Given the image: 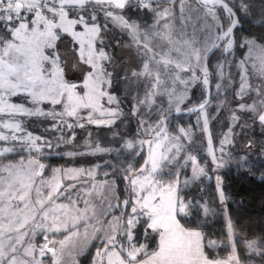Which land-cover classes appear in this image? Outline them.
Here are the masks:
<instances>
[{"label": "snow or ice", "instance_id": "6c2138e0", "mask_svg": "<svg viewBox=\"0 0 264 264\" xmlns=\"http://www.w3.org/2000/svg\"><path fill=\"white\" fill-rule=\"evenodd\" d=\"M199 3L204 9L201 29L205 33L203 40L197 37L195 30L188 36L186 21L190 17L184 15L183 0L179 28L168 19L173 15L172 10L161 9L158 2L153 7V0H0V117H7L0 118V129L10 133L0 131V141H20L21 146L36 152L44 144L51 146L49 141L40 143L42 137L27 132L16 119L17 116L49 117L54 121L53 128L66 125L72 129L76 126L84 127L80 121L85 118L82 113L86 111L87 123H114L122 110L118 98L105 91V85L111 87L112 84V72L108 71L107 65L112 64L113 57L104 50L102 36V32L108 31L109 20L121 30L127 31L137 46L138 54L143 55L141 67L132 71L130 82H143L144 96L133 97L135 103L132 114L138 116L139 127L144 129L145 136L151 133L156 137L155 142L146 139L123 142L122 148L129 151L133 160L141 155L143 146L147 144V157L139 169L134 163L121 169L123 179L127 181L123 199L117 192L115 181L100 184L97 195L109 201L108 210L100 214L87 199L84 200L83 209L75 207L79 200L73 201L70 195L67 196L68 204H56L60 196L76 185L65 186L55 176L50 181H41L48 191L45 193L36 187V197L33 199L35 177L40 176L45 168L38 159H29L27 166L23 158L18 163L2 165L0 171L7 173V176H0V264H67L64 259L65 250L69 245L77 247L74 238L81 236V228L84 242L76 255L82 254L91 240L101 241L92 264H97V259L99 264H105V259L106 264H241L231 221H226L227 244L208 239L200 230L202 222L196 217L202 213L207 218L215 210L207 203L182 194L184 188L207 175L195 156L189 154L184 158L183 165L180 163V153L185 151L182 140L191 138V130L180 128L182 135L172 137L166 132V121L173 111L181 113L182 105L190 100L192 86L200 83L207 91L213 73L224 80V66L228 63L226 54H230L236 44L234 29L239 21L229 4L225 0H199ZM133 5L152 11L157 23L165 20V31L154 35L167 42V50L154 51L150 46L149 34L145 33L141 39L139 26L125 18L123 10ZM218 7L227 13L226 28L219 22ZM100 12H103L105 18L103 24L98 20ZM66 37L71 38L70 46L65 45L62 49L60 45ZM239 46L247 48V55L238 64L241 70L240 83L235 95L243 101L246 95L255 92L256 98L251 103H239L232 112L231 120L235 125L241 120L237 112L248 113L253 122L258 120L264 128V41L258 42L254 37L245 38ZM215 51H219L224 59L212 65L211 58ZM249 60L260 78L258 86L249 80ZM72 69L82 74L81 84L65 78L66 70ZM125 79L129 78L125 76ZM221 87V83L216 84L218 91ZM21 94L33 107L10 102L11 97ZM105 96L108 104L115 102L116 108H103L100 101ZM157 98H160L159 103ZM44 103L52 107L46 111L39 106ZM208 103L209 100L203 98L198 105L187 107L186 110L197 113L198 124L200 117H203L202 131L208 133V152L215 163L217 157L213 152L209 132ZM57 106H60L59 111ZM144 108L147 112H142ZM154 112L157 117L155 121L152 120ZM96 113L107 115L108 118L97 119ZM165 141L168 142L167 146ZM220 143V151L223 152V146L231 143L230 136L226 135ZM13 151L14 146L2 147L0 156ZM113 151L120 153L121 148L101 147L97 144L91 153L79 155ZM67 155L74 156L77 153L70 152ZM188 161H191V175L185 177L182 186L179 171H164L169 165L174 169L185 167ZM99 167L96 164L93 169L75 168L65 172L73 173L68 179L78 180L84 174L94 176V169ZM53 171L58 173L61 170ZM96 187L92 185L93 189ZM217 189L223 204L226 196L220 190L219 177ZM106 193L112 194L115 204ZM13 201L18 203L13 205ZM57 209L61 211L57 213ZM117 209L119 215L115 214ZM109 215L111 220L106 219ZM182 220L185 222L182 223ZM138 228H142L145 241L150 239L154 247L149 249V243L137 241ZM38 229L43 230L42 244L34 242ZM97 233L102 235L98 236ZM244 244L248 254L259 256L260 264H264V239L245 238ZM229 246L231 252L226 259L213 258L207 251ZM67 255L72 257L73 253L68 251ZM45 257L48 259L45 260ZM73 264H78V261L73 259Z\"/></svg>", "mask_w": 264, "mask_h": 264}, {"label": "trees", "instance_id": "16d2710c", "mask_svg": "<svg viewBox=\"0 0 264 264\" xmlns=\"http://www.w3.org/2000/svg\"><path fill=\"white\" fill-rule=\"evenodd\" d=\"M225 1L229 4V6L232 7L239 18V26H237L234 30V36L236 39L235 48L230 54L226 55L227 61L230 60L229 63L231 67L229 68V75L233 81L231 86L229 85V87L219 95V92H216L214 89V85L217 83V81H219V78L215 73H213L210 76V101H219L218 97L221 98L224 96V103L234 106L237 103L235 98L232 100L233 103L229 100L230 97H233V91L237 85L238 71L234 65L244 51V47H240L239 42L244 36L252 38L254 37L258 42L264 41V0ZM179 5H181L179 2L171 4V6L174 7ZM153 6H157V4H154ZM217 9L222 11V18L226 20H224L226 26L228 16L223 12L221 7ZM144 11L140 10L139 6L133 5L124 9L122 14L125 16V18L130 20H132V18L149 19L148 14ZM102 19L103 15L102 12H100L98 13V20L100 23H102ZM105 36L104 50H107V52H109L113 57L112 64L115 65L119 61L122 62L123 57L117 56L116 52L117 50L122 49V43L127 39V36H125L124 33L121 35V32L116 29H111V31L107 32ZM68 40L70 41L71 38ZM223 59L224 57L221 56V53L219 51H215L211 58V64L214 65L218 60L222 61ZM107 68L109 72H112V84L109 88L111 93H114L115 97H117L120 102L119 108L122 110L121 114L111 126H101L96 128L86 124L82 128L74 127L72 131L74 132L75 136L71 144L76 147V143L80 141L85 135L89 134L94 140L96 137L99 139L101 137V139L104 141L103 143H105V145L111 146V148H121L120 153L115 151L109 153L108 161L110 163H102L100 165V167L97 169L96 179H114L117 192L121 199H123L125 196L124 188L127 183L123 179L121 169L126 168L129 163H134L135 167L138 168L144 160L145 150L141 152L140 156H136L133 160L129 151H125L120 146L123 137L135 134L133 127H131L132 124H134L131 120L132 118L130 113L131 98L128 97L130 96V92H126L125 96L122 95V89L119 84V77L122 71H114L110 65H107ZM249 80L253 85L258 86L260 83V78L257 76H250ZM223 83H225V81L221 82V84ZM253 93L254 92H250L248 98H252ZM203 98H205V90L203 89L202 84L197 83L191 91L190 100L186 101V104L182 105V108L198 105L200 102H202ZM10 101L15 103H24L26 107L33 106L29 100L24 98L23 94L11 97ZM42 106L44 107L43 109L46 108L47 110L52 107L47 103L42 104ZM113 106L116 107L115 105ZM59 108L60 106H57V109ZM195 114L196 112L180 116H171L167 122L166 132L176 136L180 135L177 129L178 124L183 122L185 118L190 119ZM241 114V120L235 124L236 133L233 136V147L235 148V152L233 155L239 158L244 156L245 159L242 165H232L228 168L217 169L220 178V189L226 196L223 204L218 200L214 193L213 182H206V176L201 177L199 181H196L187 188H184L182 194L187 198H195L196 200L200 201L204 200V196L209 197L208 203L211 204V206H213L215 209L212 217L205 218L202 213L200 216L196 217L198 221L202 222V227L200 230L206 234L208 239L215 240L217 242L223 241L225 244H227L226 221L230 220L233 226L234 239L237 242V251L240 256L241 264H260L259 256L248 254L244 240L245 238L248 240L264 239V156L262 155V150L264 151V128L260 126L258 120L253 122L251 118L249 120L245 118L246 114L248 115V113ZM219 117L223 119V114H221ZM50 119H45V117L42 116H21L17 120H21L22 127H24L26 131L42 137V143L45 140L52 138L53 143L56 145L59 143L58 141L60 138L66 139L67 134L63 128L60 130L59 127L53 129V131L48 130L46 127L52 122ZM245 124L246 126L242 127V125ZM58 130L60 131V134ZM81 131H84V133H81ZM17 135H23V133H17ZM182 142L184 147H187V153L196 157L197 163L204 167L207 174H212L214 170L213 164L204 151L188 145L184 139ZM243 142H246L244 146L242 145ZM60 143H62V141ZM0 144H7V142L0 141ZM8 144H10L11 147L14 146V151L11 153H6L4 156H0V166L4 163L17 161L27 156L25 147L21 146V142L9 141ZM58 147H60V145ZM180 157V163L183 165L184 158L186 157L185 151L180 153ZM96 159L100 160L102 158H98L96 156H48L42 158V163L45 165L44 173H46L47 169L50 167L93 165ZM248 162L252 164L250 165ZM110 165H116V167L113 168ZM189 167L190 161H188V164L185 167L174 169L172 165H169V167L165 168L164 171H179V177H187L189 174ZM105 173H108V175H105ZM71 184H75L76 187L74 189H69V191L65 195L60 196L59 199L68 202L69 200L67 199V196L70 195L71 198L79 200L78 204L81 205L83 199L85 198L86 191L91 186V180L84 179L78 182H72ZM128 211H130V209H128ZM115 214L119 215L118 209L115 210ZM110 216L111 215L107 216L106 219H109ZM181 222L184 223L185 221L182 220ZM97 235L100 236L101 233ZM136 239L139 243H149V249L154 247L150 239L145 241L142 228L137 229ZM100 246V240H91L86 250L77 256L78 264H92L96 249ZM207 251L213 258L226 259L230 255L231 248L230 246L227 248L219 247L215 249H207ZM47 259L48 257L45 258V260Z\"/></svg>", "mask_w": 264, "mask_h": 264}, {"label": "rangeland", "instance_id": "374dc122", "mask_svg": "<svg viewBox=\"0 0 264 264\" xmlns=\"http://www.w3.org/2000/svg\"><path fill=\"white\" fill-rule=\"evenodd\" d=\"M183 5H184V15H185V17H190V19H188L186 21V25H187L186 26V32H187L188 36L190 37L193 34V31L195 30L196 34H197V37L199 39L203 40L204 36H205V33L203 31H201V29L203 27V23H204V20H203L204 9H203V7L199 4L198 0H185V2H183ZM153 7H156V6H153ZM160 8L161 9L170 8L172 10L173 15L170 16L168 19H169V21H172L173 23H175L177 28H179L180 25H181V21H180L181 5L174 7V6H171V5H164L163 4V5H160ZM140 10H142V11L145 10L144 12H146L148 14L149 19H147V18H144V19L143 18L142 19H140V18H132V20H130L128 18H126V19H128L129 21L135 22L139 26V32H140L141 39L143 38L145 33L149 34V36L151 37L150 46L153 47L154 51L163 52V51L167 50V48H168L167 42L164 41V40H161L158 35H154L156 33H163L165 31V29L163 27V25L165 23V20H160L159 23H157L155 14L152 11H149L148 9H143V8H140ZM102 15H103V12H102ZM217 15L219 17L220 24L223 25L224 28H226L228 26V21H227V24L225 26L224 22L226 20L222 18V15H223L222 11L217 9ZM198 17H199V19H198ZM104 19L105 18H104V15H103V19H102V23L101 24L104 23ZM209 22H211L210 18H209ZM111 29L112 30L116 29L119 32H121V35L124 33L125 36H127L126 37L127 39L122 43V49L117 50V52H116L117 56L123 57L122 62L119 61L115 65H113V64L110 65L113 68L114 71H117V72H119V70L122 71L121 74H120V77H119L120 78L119 84H120V87L122 89V95L125 96L126 92H130V96H128V97L131 98V100H130L131 101L130 113H131V118H132L131 120L134 123V124H132L131 127H133V131L135 132V134L123 137V139L121 140V143H120V146L122 147L123 142L126 141V140L134 139L135 141L138 142L141 139H146L147 137H150L152 134L150 133V134L145 136L143 134L144 133V129L139 127L138 116L132 114L133 104L135 103L133 97L138 96L140 98H143V96H144V88H143V82H141L139 84H134V83L130 82L131 81V73H132V71L140 69V67H141V59L143 58V55H142V53L138 54L137 46L132 41V37L127 33V31L121 30L118 26L114 25L111 22V20H109V22H108V31L107 32H110ZM78 30H81V29H78ZM217 31H219V29H217ZM107 32H102V36L104 37V43H105V37H106L105 34ZM245 38H252V37H246V36L242 37L240 39L239 45L241 43H243V40ZM65 45H67L66 40H64V43L61 44L60 46L63 49L65 47ZM127 45H131V46L127 47ZM105 51L107 52V50H105ZM149 55H151V53H149ZM246 55H247V48L244 47V51H243L241 57L238 58V61L234 65L237 68V71H238L237 85L234 88L233 97H230L229 100L232 101L233 98H235L237 103L234 106L228 105L227 103H224L225 97L222 96L221 98L218 97L219 101L213 100V101H210L208 103V105H207V113L209 115V132L211 133L213 152H214L215 156L217 157V161L214 163L213 160H212V155L208 152V133H205V132L202 131V126H203V117L202 116L200 117L199 124L197 123V113H196L190 119L189 118H185L184 121L179 123L178 127H177L178 132H179L180 128H184L186 130H188V129L191 130V138L190 139L184 138L185 142L188 145H190V146H192L194 148H198V149L204 151V153L207 155V157L209 158V160L213 164L214 170H213L212 174H207L206 175V182H213V184H214V193L217 196L219 201H220V199H219V191L217 189V177H219V175H218V170L217 169L218 168H228L229 166H232V165H242L244 163V159H245L244 156L239 158V157H235L233 155L234 152H235V148L233 147L234 146L233 145V136L236 133L235 132L236 127H235V125H233V122L231 120V116H232L233 110L237 109V106H238L239 103H241V102L251 103L252 100L256 98L255 92L253 93L252 98L251 97L248 98V96H249V94H248V95H246L244 97L243 101H241L240 98L235 95V93L239 90V83H240V72H241V70L238 67V64H239L240 60L244 59V57ZM229 61H228V63H225V66H224V77L225 78H224L223 81H225V83L222 84L221 89L218 91L216 89V84L222 82V80H220V78L218 77L219 81H217V83H215V85H214V89L216 90V92H219V95L222 94L229 87V85L231 86L232 81H233L230 78V75H229V68L231 67ZM251 65H252V61L249 60L248 64H247V67L249 69V77L250 76L259 77L256 74L255 70L252 68ZM182 75H185V74L182 73ZM125 76H127L129 79L126 80ZM65 78L68 81L74 82V83H77V84H81L82 80H83L82 74L78 70H75V69L66 70ZM229 78H230V82H229ZM194 86L191 87L190 92H189V96H190L191 91L194 88ZM105 91L108 92L109 94L115 96L114 93L113 94L111 93L110 88L107 85H105ZM157 102L158 103L160 102V98H157ZM100 103L103 105V108H105V109H108V108H113L114 109V108H116V107L113 106V105L116 106L115 102L112 103V104H108L107 103V96L103 97L101 99ZM232 103H233V101H232ZM223 104H226V105H223ZM39 106L41 108H44L42 106V104L39 105ZM164 106L165 107L167 106L166 98H164ZM27 107H33V106H27ZM154 108H155V106H154ZM45 110L47 111L46 108H45ZM59 110H60V108L57 109V111H59ZM142 112H147V109L146 108L142 109ZM221 114H223V119H221L219 117V116H221ZM237 114L240 115V116L242 115L239 112H237ZM82 115H84L85 118L83 120H81L80 122L82 124H84V126L86 124H89L90 126L98 128V127H101V126H111L113 124V123L111 125L95 124V123H91L90 124V123H87V112L86 111L83 112ZM95 117L97 119H101V120L108 118L107 115L100 116L99 113H96ZM2 118L6 119L7 117H2ZM118 118H115L114 121H116ZM156 118L157 117H156L155 112H154L153 115H152V120L155 121ZM245 118H247L249 120L250 119V114H248V115L246 114ZM45 119L49 120L50 118L49 117L48 118L45 117ZM50 120H52V119H50ZM18 121L21 122V120H18ZM46 128L48 130H50V131H53V129H55V128H53V120H52V122L50 124L47 125ZM59 128H60V130H62L61 128L64 129L65 133L67 134L66 139L60 138L61 140L59 139V141H58L59 143H57L56 145L53 143V139L52 138L51 139H47L45 141H49L51 146H48V144H44V146L40 149L39 152L30 151V150H28L25 147V152H26L27 156H25L23 159H28V158L38 159L40 161V163H42V158L43 157H48V156L71 157V156L67 155V153L72 152V153H77V155H74V156H96L98 158H102L103 160L102 159H100V160L96 159L93 165H87V166H85V165H77V166L70 165V166H61V167L58 166V167H50V168H48L46 173L43 172V174L41 176L35 177V184L33 185V192H32V195H34V199L36 197V192H35V188L36 187H40L41 190L43 192H45V193L48 191L47 186L41 184L42 180L43 181H50L55 176L59 181H61L59 172L58 173L54 172L53 171L54 169H60L61 171L63 170V168L93 169L94 165H96V164L101 165L102 163L105 164V161H108V159H109L108 158L109 153H98L96 155H90V154L79 155V153H91L94 150V148H95V146L97 144L100 145L101 147H110L111 148V146L105 145V143H103L104 141L101 139V137H100V139L98 137H96L95 140H94V139H92L93 137L91 138L90 135L87 134L80 141H78L76 143L77 146L75 147V146H73V144H71L73 142V138L75 136L74 132L72 131L74 129V127L72 129H69V128H67L66 125H64V126L59 127ZM76 128H82V127L76 126ZM230 128H231V133H229V129ZM0 131H5L7 134H10V133L7 132L8 130H5V129H0ZM27 132H29V131H27ZM81 133H84V131H81ZM59 134H60V131H59ZM179 134L182 135L180 132H179ZM33 135H35V134H33ZM168 135L170 137L176 136V135H173V134H170V133H168ZM226 135L230 136L231 143H226L223 146V152H221L220 151V148H221V143L220 142H221V140H224ZM35 136H37V135H35ZM162 138H163V134L161 135V139ZM61 141H62V143H60ZM153 141L155 142L156 138ZM167 143L168 142L165 141V145L166 146H167ZM245 143L246 142H243L242 145L244 146ZM59 145H60V147H58ZM2 147H11V146L7 142V144H0V148H2ZM184 148H185L186 156L189 155V153H187V151H186L187 147H184ZM138 150H139V146H138ZM163 150L164 149H161V151H163ZM125 151H128V150H125ZM262 155L264 156V151L263 150H262ZM17 161H19V160H17ZM13 162H16V161H13ZM7 163H9V162H7ZM4 164H6V163H4ZM4 164H2V165H4ZM218 164L222 165V166L218 167L217 166ZM248 164L251 165L252 163L248 162ZM97 169L98 168L94 169V176H92V177H88L87 176V177H83V178L81 177L78 180H74L73 183L81 181V180H84V179H89V180H91V185H92L93 180L96 179ZM44 170H45V168H44ZM190 175H191V161H190V167H189L188 176H190ZM179 179H180L181 186H182L185 177L184 176H180ZM63 185L67 186V185H69V183H64ZM88 190L86 191V193L88 192ZM86 193H85V196H86ZM71 199L76 201V199H74V198H71ZM208 199H209L208 196H204V200L201 201V202L207 203L210 208L214 209V207L211 206V204L208 203ZM83 201H84V199H83ZM115 202L116 201H114L113 204H115ZM66 203L67 202H65V201H63L61 199H57L56 200V204H66ZM77 206H80V205L77 203ZM53 207H55V206H53ZM56 211H57V213H59L61 210L57 209ZM212 214L213 213H210L207 218H211ZM111 219H112V217L110 216L109 219H107V220H111ZM42 231L43 230H41V229L37 230V234H36L35 239H34V242L37 243V244L44 243L43 235L41 234ZM49 235H50V238H51V234H49ZM38 237H39V239H38ZM45 258H47V257H45ZM76 261H77V257H76ZM97 264H99V259H97ZM105 264H106V259H105Z\"/></svg>", "mask_w": 264, "mask_h": 264}, {"label": "crops", "instance_id": "0c3cea01", "mask_svg": "<svg viewBox=\"0 0 264 264\" xmlns=\"http://www.w3.org/2000/svg\"><path fill=\"white\" fill-rule=\"evenodd\" d=\"M70 37H66L65 38V40H66V42H67V45H69V39ZM70 46V45H69ZM10 102H12V101H10ZM12 103H15V102H12ZM19 117H21V116H17L16 117V119H18ZM0 118H2V117H0ZM8 132V131H7ZM29 159H32V158H28V159H23V161H24V165L25 166H27V164H28V160ZM20 161V160H19ZM19 161H16V162H12V163H18ZM6 164H8V163H6ZM2 167V166H1ZM67 169H75V168H63V170L62 171H60L59 172V174H60V182L62 183V184H64V183H69V184H71L74 180H70V179H68L67 177L68 176H70V175H73V173H66L65 172V170H67ZM87 170V169H86ZM1 173H0V176H7V173H5V172H2V171H0ZM88 175L87 174H84V175H82L81 177L83 178V177H87ZM80 177V178H81ZM88 177H90V176H88ZM104 181H108V182H113L114 181V179H112V178H104V179H94L93 180V182H92V185L93 184H95L97 187H96V189H93L92 188V185H91V187L89 188V190H88V192L86 193V196H85V198H84V200L85 199H87V200H89L90 201V203L91 204H93V205H95L96 206V210H97V213L98 214H100V213H102L103 211H106V210H108V208H107V205H108V200H105L102 196H98L97 195V191L99 190V186H100V184L102 183V182H104ZM89 192H91V195H88V193ZM106 195H108V197H109V199L111 200V202L112 203H114V199H112V194L111 193H106ZM32 197H33V199H34V195H32ZM74 201V200H73ZM13 203V205H15L16 203H18L17 201H13L12 202ZM69 202H67L66 204H68ZM75 207H78V208H80V209H83L84 207H85V204H84V201H83V203L80 205V206H77V204L75 205ZM61 219H63V216H61ZM30 227V226H29ZM81 236L79 237V238H74L75 240H76V242H77V247L76 248H72V246L71 245H69V248L68 249H66L65 251H66V255H65V261H67V264H73V259H75V261H76V257L78 256V255H76V253L77 252H79L80 251V245L84 242V237H83V228H81ZM91 234V229H89V235ZM97 234H99V233H97ZM102 234V233H101ZM14 235V234H13ZM60 238H62V237H60ZM27 239V238H26ZM89 244V243H88ZM57 247H59V245H57ZM68 251H71L72 253H73V256L72 257H69L68 255H67V252Z\"/></svg>", "mask_w": 264, "mask_h": 264}, {"label": "water", "instance_id": "95a60500", "mask_svg": "<svg viewBox=\"0 0 264 264\" xmlns=\"http://www.w3.org/2000/svg\"><path fill=\"white\" fill-rule=\"evenodd\" d=\"M199 1V0H198ZM226 2V1H225ZM227 3V2H226ZM229 7H231V6H229ZM218 8H220V7H218ZM222 8V7H221ZM232 8V7H231ZM222 10H223V12L227 15V13L224 11V9L222 8ZM234 11V10H233ZM235 12V11H234ZM235 14H236V12H235ZM235 18L236 19H238V21H239V18H238V16H237V14L235 15ZM238 26H239V24H238ZM235 30V29H234ZM236 45V44H235ZM235 45H234V47H233V49L235 48ZM232 49V50H233ZM227 55V54H226ZM210 83H211V79H210ZM210 94H211V90H210V84H209V87H208V90L207 91H205V98H207L209 101H210ZM191 113H195V112H191ZM190 112H188L187 110H186V108H182V111H181V113H179V114H177L175 111H173L172 112V114H171V116H180V115H185V114H191ZM170 116V117H171ZM170 117H169V119H170ZM168 119V120H169ZM167 122L168 121H166V124H167ZM167 129V128H166ZM163 134V133H162ZM161 134V135H162ZM156 137L154 136V134H152L150 137H148V138H146V140H154ZM147 149H148V145L147 144H145L144 145V150H145V156H144V158H146L147 157ZM143 162H144V160H143ZM143 162H142V164L141 165H143ZM140 165V166H141ZM139 166V167H140ZM139 167L137 168V169H139ZM43 172H44V170L42 171V174H43ZM41 174V175H42ZM40 175V176H41ZM126 183H127V181H126Z\"/></svg>", "mask_w": 264, "mask_h": 264}, {"label": "built area", "instance_id": "2783aa9c", "mask_svg": "<svg viewBox=\"0 0 264 264\" xmlns=\"http://www.w3.org/2000/svg\"><path fill=\"white\" fill-rule=\"evenodd\" d=\"M157 2L159 4L171 5L177 2L181 3V0H153V5L157 4ZM183 2H185V0H183Z\"/></svg>", "mask_w": 264, "mask_h": 264}]
</instances>
